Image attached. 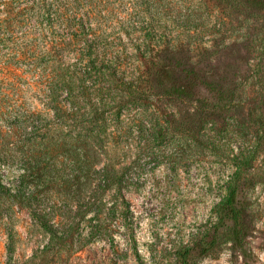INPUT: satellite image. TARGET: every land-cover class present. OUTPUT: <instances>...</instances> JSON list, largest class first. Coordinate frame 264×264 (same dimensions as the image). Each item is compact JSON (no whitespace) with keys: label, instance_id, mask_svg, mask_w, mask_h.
<instances>
[{"label":"trees","instance_id":"obj_1","mask_svg":"<svg viewBox=\"0 0 264 264\" xmlns=\"http://www.w3.org/2000/svg\"><path fill=\"white\" fill-rule=\"evenodd\" d=\"M42 1L53 41L25 45V56L44 57L47 136L30 142L29 155L17 157L8 147L0 155V167L9 171L0 173V196L26 206L44 225L29 203L40 201L28 189L30 175L34 186L53 188V201H121L124 218L125 192L137 169L113 148L130 131L133 107L152 110L143 116L157 137L176 134L201 145L207 125L232 122L246 147L231 159L210 239L183 247L173 264H195V254L204 256L219 242L230 243L249 264L250 192L264 165V63L229 83L211 72L210 63L225 47L217 36L235 34L262 55L264 0H195L188 6L172 0ZM207 3L218 7L221 19L211 22L201 13ZM100 208L86 210L96 216Z\"/></svg>","mask_w":264,"mask_h":264},{"label":"rangeland","instance_id":"obj_2","mask_svg":"<svg viewBox=\"0 0 264 264\" xmlns=\"http://www.w3.org/2000/svg\"><path fill=\"white\" fill-rule=\"evenodd\" d=\"M172 1L188 6L195 0ZM44 5L42 0H0V155L8 147L19 157L30 142H43L47 136L43 118L50 112L44 104L40 68L44 57L39 53L30 61L25 56V45L53 41V28L41 15ZM201 13L211 15V22L221 19L211 3ZM216 39L225 47L213 57L210 68L225 82L242 80L253 73L257 61L264 63V52L259 59L235 34ZM141 110L129 111L130 131L113 148L137 169L125 192L126 217L121 216V201H53V188L34 186L28 175V189L40 200L29 203L45 222L40 223L26 206L0 196V264H173L183 247L210 239L231 159L246 147L244 133L231 122L223 127L207 125L203 145L176 134L159 138L143 116L152 110ZM7 170L0 167L4 175ZM257 172L264 177V165ZM261 177L250 192L249 264H264ZM97 204L99 214L87 212ZM194 260L244 264V258L224 242L204 256L195 254Z\"/></svg>","mask_w":264,"mask_h":264}]
</instances>
